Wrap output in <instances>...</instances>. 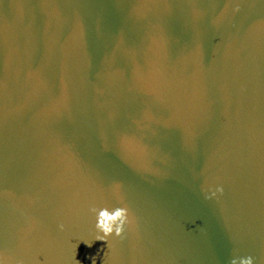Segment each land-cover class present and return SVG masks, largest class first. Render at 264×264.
Instances as JSON below:
<instances>
[{
	"label": "water",
	"instance_id": "1",
	"mask_svg": "<svg viewBox=\"0 0 264 264\" xmlns=\"http://www.w3.org/2000/svg\"><path fill=\"white\" fill-rule=\"evenodd\" d=\"M233 257L264 264V0H0V264Z\"/></svg>",
	"mask_w": 264,
	"mask_h": 264
},
{
	"label": "clouds",
	"instance_id": "2",
	"mask_svg": "<svg viewBox=\"0 0 264 264\" xmlns=\"http://www.w3.org/2000/svg\"><path fill=\"white\" fill-rule=\"evenodd\" d=\"M219 191V189H217ZM96 219L95 229L97 231L96 241L105 242L108 237H119L127 224L126 212L123 209H114L109 211L102 208L97 211L95 208L90 210ZM91 248L92 244L87 245ZM230 264H253L251 257H233Z\"/></svg>",
	"mask_w": 264,
	"mask_h": 264
}]
</instances>
